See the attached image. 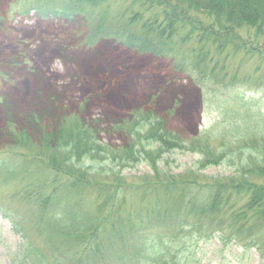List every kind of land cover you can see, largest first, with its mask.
<instances>
[{
	"label": "trees",
	"instance_id": "trees-1",
	"mask_svg": "<svg viewBox=\"0 0 264 264\" xmlns=\"http://www.w3.org/2000/svg\"><path fill=\"white\" fill-rule=\"evenodd\" d=\"M107 1L14 0L10 7L22 14L81 20L132 51L184 59L213 80L225 53L264 64V0H125L131 1L130 8L116 16L100 10ZM135 7L141 11H132ZM194 13L213 17L218 27L207 26ZM244 27L263 43L245 39L239 33ZM180 33L184 37L174 43ZM188 43L203 47L183 49ZM261 83L258 88H264ZM258 114L247 110L240 116L248 123L228 120L214 146L212 137L187 142L166 131L152 112H138L120 128L129 137L121 149L100 144L77 119L64 120L55 136H45L33 161L24 154L32 146L25 132H15V153L12 148L0 158V180L33 185L19 194L29 204L27 211L0 207V216L20 239L11 264H187L172 248L209 228L221 242L254 249L264 261V129L251 125ZM242 126V136L232 133ZM176 152L201 156L200 169L227 162L235 174L205 184L192 170L166 174L171 163L164 157ZM139 163L147 165L149 175L138 182L122 178L125 169ZM92 170L97 175H90ZM102 177L105 182H97ZM129 198L147 208L126 213ZM235 198L245 203L234 212Z\"/></svg>",
	"mask_w": 264,
	"mask_h": 264
},
{
	"label": "rangeland",
	"instance_id": "rangeland-1",
	"mask_svg": "<svg viewBox=\"0 0 264 264\" xmlns=\"http://www.w3.org/2000/svg\"><path fill=\"white\" fill-rule=\"evenodd\" d=\"M13 1L0 0V158L12 148L15 153L14 133L25 132L32 146L24 154L33 161L45 136H55L64 120L75 119L96 133L100 144L125 148L129 137L120 128L142 111L161 118L166 131L187 142L212 137L214 146L217 131L231 119L229 124L245 123L240 116L247 110L251 115L259 113L251 125L264 129V88L256 85L264 84V64L259 59L223 54L217 58L221 62L215 70L217 79L222 80L218 84L217 79L187 66L184 59L141 55L102 32L96 33L81 20L68 22L36 12L13 11ZM129 5L131 1L110 0L100 10L108 9L116 16ZM132 11L141 10L135 7ZM194 15L207 26L218 27L213 17ZM239 33L247 40L263 43V39H255L253 29L244 27ZM184 35L175 36L173 42H181ZM187 47L199 49L203 45H182L183 49ZM244 128L232 133L242 136ZM164 158L171 163L164 169L166 174L192 170L201 184L235 174V168L227 162L200 169L198 154L176 152ZM89 165L85 163V167ZM149 173L147 165L139 163L125 169L121 176L138 182ZM90 175L97 172L92 170ZM104 178L97 182H105ZM31 185L28 182L21 187L15 179L0 180L1 209L27 211L29 204L19 194L31 190ZM243 203L244 199L235 198L232 211ZM146 208L129 198L123 210L127 213ZM212 231L209 228L207 233L195 234L194 239L186 240L188 244L172 250L187 264H264L254 249L221 242ZM19 244L10 223L0 216V264H11V255Z\"/></svg>",
	"mask_w": 264,
	"mask_h": 264
}]
</instances>
